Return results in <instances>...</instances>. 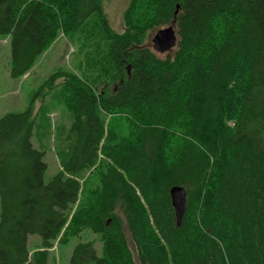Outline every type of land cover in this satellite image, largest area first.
<instances>
[{
  "label": "trees",
  "instance_id": "obj_1",
  "mask_svg": "<svg viewBox=\"0 0 264 264\" xmlns=\"http://www.w3.org/2000/svg\"><path fill=\"white\" fill-rule=\"evenodd\" d=\"M103 2L0 0L12 78L60 34L83 52L79 73L56 69L0 116V264H48L85 229L101 253L79 241L68 264H264V0H129L120 32ZM167 25L177 44L160 56L144 39ZM57 86L70 124L45 182L33 105Z\"/></svg>",
  "mask_w": 264,
  "mask_h": 264
},
{
  "label": "rangeland",
  "instance_id": "obj_2",
  "mask_svg": "<svg viewBox=\"0 0 264 264\" xmlns=\"http://www.w3.org/2000/svg\"><path fill=\"white\" fill-rule=\"evenodd\" d=\"M129 0H104V11L108 17L111 27L115 31L123 30L122 12L127 6ZM168 26V25H167ZM158 27L147 32L144 44L153 49L152 39ZM159 53L165 56L172 52ZM154 50V49H153ZM78 44L71 42L63 34H60L54 44L47 49L37 60L32 70L21 78H12L9 74V57L10 47L8 37L0 38V116L10 111H22L28 105L31 96L48 78V76L58 68L73 70L79 73L78 66L83 62V52L79 54ZM59 87L49 90L43 97L40 96L33 105L34 111L37 112L40 105H46L44 119L40 120L41 113L37 112V122L31 141L37 149L43 150L44 161L47 168L44 173V181L48 182L53 174L60 169L59 139L68 133L70 117L66 110ZM79 241H92L97 254L101 253V242L99 236L87 229L81 231L78 235L70 238L66 243L59 241V238L53 241L49 249L48 264H68L70 251ZM40 246L39 236L30 234L28 237V249L30 253Z\"/></svg>",
  "mask_w": 264,
  "mask_h": 264
},
{
  "label": "water",
  "instance_id": "obj_3",
  "mask_svg": "<svg viewBox=\"0 0 264 264\" xmlns=\"http://www.w3.org/2000/svg\"><path fill=\"white\" fill-rule=\"evenodd\" d=\"M153 49L164 53L170 51L177 44V34L173 25L158 29L152 39ZM171 205L174 210L177 225L181 224L186 207V191L181 185H174L169 190Z\"/></svg>",
  "mask_w": 264,
  "mask_h": 264
}]
</instances>
